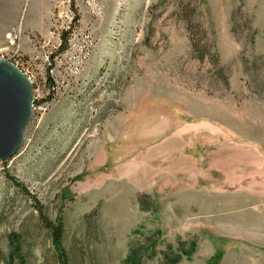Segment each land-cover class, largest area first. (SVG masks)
Wrapping results in <instances>:
<instances>
[{"label":"rangeland","instance_id":"obj_1","mask_svg":"<svg viewBox=\"0 0 264 264\" xmlns=\"http://www.w3.org/2000/svg\"><path fill=\"white\" fill-rule=\"evenodd\" d=\"M0 54L34 97L0 264H59L37 209L69 264H264V0H0Z\"/></svg>","mask_w":264,"mask_h":264},{"label":"water","instance_id":"obj_2","mask_svg":"<svg viewBox=\"0 0 264 264\" xmlns=\"http://www.w3.org/2000/svg\"><path fill=\"white\" fill-rule=\"evenodd\" d=\"M33 100L32 84L12 64L0 60V162L21 147Z\"/></svg>","mask_w":264,"mask_h":264},{"label":"trees","instance_id":"obj_3","mask_svg":"<svg viewBox=\"0 0 264 264\" xmlns=\"http://www.w3.org/2000/svg\"><path fill=\"white\" fill-rule=\"evenodd\" d=\"M184 20H185L184 22L186 23V25H188L189 27H191L193 25L192 15L186 13ZM192 28H193V26H192ZM199 42H200V40H199ZM199 42H198V44H199ZM62 43H64V45L67 46L68 37H65L64 40L62 41ZM201 58L203 59L204 56H202ZM11 62L15 65L18 64L17 60H12ZM41 103L42 102H38L35 104L39 105ZM11 180L15 183L16 187H18L19 189H21L24 192L26 191L25 187L22 184H19L13 178ZM37 204L38 203H36V205H35L36 207H37ZM37 210L40 213L44 227L52 232L53 244L59 252V256H58L59 264H69V259L67 257V254L65 253V249L63 247L64 225H63L62 217L59 216L56 219V221L53 222L44 215L42 209H37ZM10 247L12 248L13 254L18 259L20 264H26L25 258L22 254L21 239L18 235H16V234L10 235ZM153 247H154V245H153V243H151L149 245V247H147L146 249H145V247H143V248L138 247V248L132 249V251L130 252V254L127 256V258L125 260V264H141L142 257L144 255V253L153 254V251H151ZM181 258H182V255H178L172 259L171 256L165 254L164 255V264H178L181 261ZM218 263H219V258L217 256L216 257L214 256L208 262V264H218Z\"/></svg>","mask_w":264,"mask_h":264},{"label":"built area","instance_id":"obj_4","mask_svg":"<svg viewBox=\"0 0 264 264\" xmlns=\"http://www.w3.org/2000/svg\"><path fill=\"white\" fill-rule=\"evenodd\" d=\"M10 38H11V39H10V42L15 43L16 41L19 40L20 35H19V33H15V34L12 35ZM16 54H18V56H19V53H18V52H16ZM2 57H3L2 54H0V60H3Z\"/></svg>","mask_w":264,"mask_h":264},{"label":"bare ground","instance_id":"obj_5","mask_svg":"<svg viewBox=\"0 0 264 264\" xmlns=\"http://www.w3.org/2000/svg\"><path fill=\"white\" fill-rule=\"evenodd\" d=\"M27 82H28V85H30V83H31V82H30V80H29V79H27Z\"/></svg>","mask_w":264,"mask_h":264}]
</instances>
